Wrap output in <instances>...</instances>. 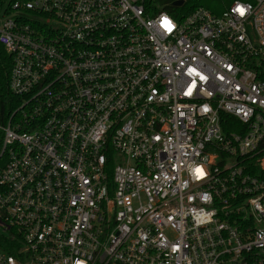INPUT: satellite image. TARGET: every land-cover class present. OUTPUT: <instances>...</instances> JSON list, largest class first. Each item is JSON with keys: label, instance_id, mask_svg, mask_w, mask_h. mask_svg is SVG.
I'll use <instances>...</instances> for the list:
<instances>
[{"label": "built area", "instance_id": "2783aa9c", "mask_svg": "<svg viewBox=\"0 0 264 264\" xmlns=\"http://www.w3.org/2000/svg\"><path fill=\"white\" fill-rule=\"evenodd\" d=\"M189 1L0 0V264H264V0Z\"/></svg>", "mask_w": 264, "mask_h": 264}, {"label": "trees", "instance_id": "16d2710c", "mask_svg": "<svg viewBox=\"0 0 264 264\" xmlns=\"http://www.w3.org/2000/svg\"><path fill=\"white\" fill-rule=\"evenodd\" d=\"M169 2L172 0H164ZM209 0H190L186 4L183 12L190 14L194 9L204 6ZM235 0H219L221 2V9H211L214 14L220 15L228 6H230ZM206 7V6H204ZM207 8V7H206ZM209 9V8H208ZM13 67L12 57L3 49L0 48V115L5 118L10 116L14 110L21 104V99L15 97L10 92V79ZM229 120H233L230 117H226ZM23 244L21 238L14 232H10V235H4L0 233V251L6 252L9 255L18 256Z\"/></svg>", "mask_w": 264, "mask_h": 264}, {"label": "rangeland", "instance_id": "374dc122", "mask_svg": "<svg viewBox=\"0 0 264 264\" xmlns=\"http://www.w3.org/2000/svg\"><path fill=\"white\" fill-rule=\"evenodd\" d=\"M207 8L211 9H221L222 4L219 0H209L207 3L203 4Z\"/></svg>", "mask_w": 264, "mask_h": 264}, {"label": "snow or ice", "instance_id": "6c2138e0", "mask_svg": "<svg viewBox=\"0 0 264 264\" xmlns=\"http://www.w3.org/2000/svg\"><path fill=\"white\" fill-rule=\"evenodd\" d=\"M239 11H240L241 14H243V12H244L243 9H240ZM196 171H197V173H198L200 176L203 175V171H202V169H197Z\"/></svg>", "mask_w": 264, "mask_h": 264}, {"label": "water", "instance_id": "95a60500", "mask_svg": "<svg viewBox=\"0 0 264 264\" xmlns=\"http://www.w3.org/2000/svg\"><path fill=\"white\" fill-rule=\"evenodd\" d=\"M183 4H184L183 1H178V2L175 3V6L181 7V6H183Z\"/></svg>", "mask_w": 264, "mask_h": 264}]
</instances>
